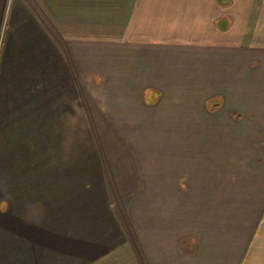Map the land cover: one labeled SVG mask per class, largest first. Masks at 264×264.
I'll return each instance as SVG.
<instances>
[{
    "label": "crops",
    "instance_id": "crops-1",
    "mask_svg": "<svg viewBox=\"0 0 264 264\" xmlns=\"http://www.w3.org/2000/svg\"><path fill=\"white\" fill-rule=\"evenodd\" d=\"M0 264H264V0H0Z\"/></svg>",
    "mask_w": 264,
    "mask_h": 264
},
{
    "label": "rangeland",
    "instance_id": "rangeland-1",
    "mask_svg": "<svg viewBox=\"0 0 264 264\" xmlns=\"http://www.w3.org/2000/svg\"><path fill=\"white\" fill-rule=\"evenodd\" d=\"M106 7V6H105ZM100 9H103V6H100ZM105 9V8H104ZM106 14V13H105Z\"/></svg>",
    "mask_w": 264,
    "mask_h": 264
}]
</instances>
